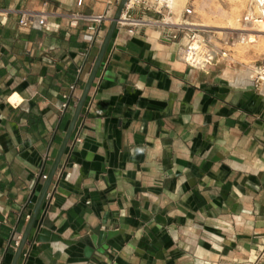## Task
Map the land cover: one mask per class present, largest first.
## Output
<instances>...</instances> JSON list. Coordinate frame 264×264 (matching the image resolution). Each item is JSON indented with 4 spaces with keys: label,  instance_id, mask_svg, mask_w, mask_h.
<instances>
[{
    "label": "crops",
    "instance_id": "crops-1",
    "mask_svg": "<svg viewBox=\"0 0 264 264\" xmlns=\"http://www.w3.org/2000/svg\"><path fill=\"white\" fill-rule=\"evenodd\" d=\"M107 2L0 0L3 264H13V237L27 226L101 45L88 51L91 22L70 21ZM27 11L46 15L47 26H18ZM177 48L152 29L115 31L35 223L50 204L44 224L69 243L34 241L35 226L17 264H264V85L250 84L253 65L206 74ZM100 230L113 232L104 253L86 243Z\"/></svg>",
    "mask_w": 264,
    "mask_h": 264
},
{
    "label": "built area",
    "instance_id": "built-area-1",
    "mask_svg": "<svg viewBox=\"0 0 264 264\" xmlns=\"http://www.w3.org/2000/svg\"><path fill=\"white\" fill-rule=\"evenodd\" d=\"M120 1L108 0L107 9L100 14L75 13L72 16L71 26H76L79 18L91 22L82 34L83 40L89 43L88 51L97 39L102 43L108 28L107 25L105 29H102V25L104 23L110 24ZM174 3L175 0H126L116 30H124L131 35H136L142 30L152 29L159 39L177 44V53L180 60L190 68L202 70L206 74L214 66L231 63L232 48L238 43L245 42L246 35L242 36L231 32L219 41H215L214 36L210 35L211 31L191 20L188 14L185 15L184 11L177 15L174 11ZM111 9L115 10L112 14L110 13ZM188 11L190 12V10ZM5 20L3 17L0 21L4 23ZM237 20L243 28H252L264 22V0H250L245 14ZM18 26L22 28H45L47 26V16L32 11L23 12L18 20ZM247 37L250 40V36ZM79 70L81 71V68ZM249 82L254 88L264 85V61L254 65L253 76ZM70 89L72 92L75 91L76 84L70 85ZM64 98L68 101L62 103V109L68 107L73 95L72 93L65 94ZM77 102L78 100L76 104ZM76 140L79 141L80 137H77ZM44 177L46 178L47 175ZM26 219H30L29 214L26 215ZM22 235V233H17L13 237L12 247L15 250L20 245ZM260 251L263 255L264 244ZM0 264H3L2 257H0ZM21 264L29 263L25 260Z\"/></svg>",
    "mask_w": 264,
    "mask_h": 264
},
{
    "label": "water",
    "instance_id": "water-1",
    "mask_svg": "<svg viewBox=\"0 0 264 264\" xmlns=\"http://www.w3.org/2000/svg\"><path fill=\"white\" fill-rule=\"evenodd\" d=\"M125 3H126V0H121L116 11H115V14L114 16L111 18V22L108 26V28L106 29V33H105V36L103 38V41L100 45V48H99V51L95 57V60H94V63L92 65V68L90 70V73H89V76L85 82V85H84V88L82 90V93L78 99V102L76 104V107H75V110H74V113H73V116H72V119H71V122L66 130V134L63 138V141L59 147V150L56 154V157H55V160L53 161V164L51 166V169L47 175V177L45 178V181L43 183V186L41 188V191L38 195V198L36 200V203L34 205V208L32 210V213L30 215V219L27 223V226L23 232V235H22V239H21V242H20V245L19 247L17 248V251H16V254H15V257H14V260H13V264H17L18 263V260L21 256V253L23 251V248L25 246V244L27 243L28 239H29V236L32 232V229L35 227V233L33 235V240L35 241H39V242H43V241H62V242H66V243H69L68 240H65L62 236H60L58 233L55 232L56 230V227L53 225V226H50V227H47L44 222H45V218H46V215L48 213V209H49V205L50 204H47L41 218L39 219L38 223L35 225L36 223V220H37V216H38V213L41 209V206L44 202V199L46 198L47 196V193H48V190H49V187L52 183V180L57 172V169H58V166L61 162V159H62V156L68 146V143L71 139V136L74 132V129H75V126H76V123L78 121V119L80 118L81 116V113H82V110L84 108V105H85V102L88 98V95L93 87V84L97 78V74H98V71L100 70V67H101V64L104 60V57L106 55V52L108 50V47L110 45V42L114 36V33L117 29V22H118V19L119 17L121 16L122 14V11H123V8L125 6ZM35 193V189L32 193V195H34ZM113 235V232L112 231H105V230H100L98 233H96L95 235H93L90 240H87V245L89 247H94L95 246V243H102L103 244V247L101 249H99V251L101 253H104L105 252V249L108 248V246L105 244L106 243V240L108 238H110L111 236Z\"/></svg>",
    "mask_w": 264,
    "mask_h": 264
},
{
    "label": "rangeland",
    "instance_id": "rangeland-1",
    "mask_svg": "<svg viewBox=\"0 0 264 264\" xmlns=\"http://www.w3.org/2000/svg\"><path fill=\"white\" fill-rule=\"evenodd\" d=\"M250 0H175L174 11L180 14L184 11L189 18L198 24H204L203 27L211 31L215 41L224 38L227 33H238L246 35V41L238 43L232 48L231 64L235 65H256L264 61V35L254 36L253 41L248 39L251 33L256 34L252 28H243L238 22L242 17ZM190 10V12L188 11ZM189 12V13H188ZM233 19L235 24L229 22ZM217 26H228V29H219Z\"/></svg>",
    "mask_w": 264,
    "mask_h": 264
},
{
    "label": "bare ground",
    "instance_id": "bare-ground-1",
    "mask_svg": "<svg viewBox=\"0 0 264 264\" xmlns=\"http://www.w3.org/2000/svg\"><path fill=\"white\" fill-rule=\"evenodd\" d=\"M229 22L231 23V24H235V22L233 21V19L231 18L230 20H229ZM202 25H204V24H202ZM205 26V25H204ZM219 29H228V28H230V27H228V26H217ZM254 31H256V34H254V33H250L249 34V38H250V40L251 41H253V40H255L254 39V36L256 35V36H260V35H264V22H262V23H260L258 26H257V29H254ZM21 100H22V98H21V96L17 93V92H15L14 94H12L10 97H9V101L10 102H12V103H15V104H17V103H20L21 102Z\"/></svg>",
    "mask_w": 264,
    "mask_h": 264
}]
</instances>
